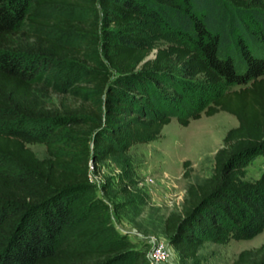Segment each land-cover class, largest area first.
I'll use <instances>...</instances> for the list:
<instances>
[{"label":"trees","instance_id":"16d2710c","mask_svg":"<svg viewBox=\"0 0 264 264\" xmlns=\"http://www.w3.org/2000/svg\"><path fill=\"white\" fill-rule=\"evenodd\" d=\"M50 4L91 12L30 18L33 7ZM145 21L178 41L151 52ZM29 22L43 31L29 32ZM64 31L83 37L65 45ZM86 52L99 58L81 70L96 105L54 103L44 74ZM219 110L236 124L214 150L210 174L188 182L179 208L162 220L182 264L197 257L203 239L217 240L224 229L250 236L264 219V172L242 178L246 157L264 152V0H0V264H110L116 250L57 244L71 220L72 190L88 183V158L156 138L173 115L186 125ZM68 131L78 139L66 149L56 138ZM28 139L43 140L47 154L38 157ZM182 165L187 177L188 160ZM133 264H144L143 253ZM229 264H264V241Z\"/></svg>","mask_w":264,"mask_h":264},{"label":"rangeland","instance_id":"374dc122","mask_svg":"<svg viewBox=\"0 0 264 264\" xmlns=\"http://www.w3.org/2000/svg\"><path fill=\"white\" fill-rule=\"evenodd\" d=\"M90 12L88 7L50 4L33 7L30 18L35 21L58 13L80 20ZM26 29L32 33L43 31L33 22L27 23ZM142 34L151 52L158 46L178 41L147 21ZM82 37L83 34L76 31L59 33V41L65 45H74ZM90 60L98 62L99 58L94 56L90 59L86 52L82 59L67 57L55 61L44 74L50 100L79 105L80 109L95 106L94 94L81 73ZM235 124V117L223 110L211 115L201 114L198 118L189 119L186 125L179 124L173 115L156 138L134 142L125 151L96 162L89 157L88 183L72 190L73 198L69 203L71 220L62 227L57 244L74 249L99 244L116 250L111 254L113 261L110 264H133V256L137 252L143 253L144 264H150L147 254L160 248L165 254L157 264H182L162 232V220L169 211L179 208L188 182H198L210 174L213 152L221 145L225 130ZM63 131L67 132L65 127ZM62 132L56 138L57 142L64 141L66 149L68 144L76 145V135L71 131ZM24 144L38 157L47 154L46 143L41 139H28ZM88 146L91 147L90 140ZM59 151L66 154L65 150ZM184 159L188 160L187 177L181 175ZM5 162L0 157V165ZM262 172L264 152L248 155L242 165V178L251 180ZM94 224L100 229L90 234V225ZM262 241L264 219L259 230L250 236H238L233 230L224 229L217 240L203 239L197 249V257L187 259L183 264H229L238 250L256 246Z\"/></svg>","mask_w":264,"mask_h":264},{"label":"built area","instance_id":"2783aa9c","mask_svg":"<svg viewBox=\"0 0 264 264\" xmlns=\"http://www.w3.org/2000/svg\"><path fill=\"white\" fill-rule=\"evenodd\" d=\"M164 254L165 251L161 250L160 248L151 250V252L147 254L150 264H157L159 260L164 258Z\"/></svg>","mask_w":264,"mask_h":264}]
</instances>
